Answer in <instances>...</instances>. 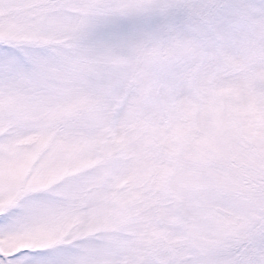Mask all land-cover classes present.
Returning a JSON list of instances; mask_svg holds the SVG:
<instances>
[{
	"label": "snow or ice",
	"instance_id": "snow-or-ice-1",
	"mask_svg": "<svg viewBox=\"0 0 264 264\" xmlns=\"http://www.w3.org/2000/svg\"><path fill=\"white\" fill-rule=\"evenodd\" d=\"M0 264H264V0H0Z\"/></svg>",
	"mask_w": 264,
	"mask_h": 264
}]
</instances>
